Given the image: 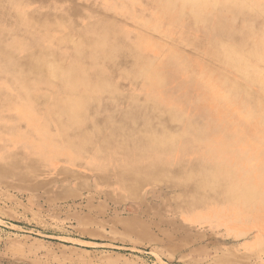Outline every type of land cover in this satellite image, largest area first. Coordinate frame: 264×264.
Wrapping results in <instances>:
<instances>
[{"label":"rangeland","instance_id":"374dc122","mask_svg":"<svg viewBox=\"0 0 264 264\" xmlns=\"http://www.w3.org/2000/svg\"><path fill=\"white\" fill-rule=\"evenodd\" d=\"M196 5L208 14L214 13L212 4H204V0H198ZM187 11L191 13L192 7ZM179 14V5L167 8L165 0H0V41L7 43L0 44V55L11 56L10 63L0 58V96L19 95L21 85H27L26 97L36 99L37 110H31L37 119L33 126L41 129L48 124L46 109L48 98L53 95L47 85L40 87L43 96L36 88L33 90L34 86L28 85L30 77L16 74L21 73L17 62L34 54L45 58L44 63H50L49 56L58 64L67 65L77 50L74 47L81 45L80 51L86 52L92 49L93 41L104 44L98 50L104 56L98 65H88L91 72L112 80L118 91L98 94L101 106L114 103L111 115L116 121L136 110L139 117L148 115L153 119L171 111L183 121L170 127V131H188L193 137L178 143L164 141L162 150L169 151L183 143L197 150L226 146L242 149L246 155H237L248 159V166L241 167L232 178L222 174L219 181L199 175L212 182L204 188L242 196L257 191L264 198V176L262 184H257L254 180L259 178L249 173L260 164L259 158L254 157L253 145L264 150V103L252 108L248 102L254 90L259 92L258 86L241 79L224 57L215 55L216 44L210 33L202 32V22L190 28V17ZM230 14L224 16L226 23L243 32L239 20L231 25ZM254 24L264 26V15L258 14ZM252 40L250 43L255 44L259 37L255 35ZM228 43L240 45L235 41ZM250 43L240 46L243 54L250 52ZM110 48L117 51L116 59L108 56ZM38 63L42 64L37 59L35 67ZM261 63L258 67L263 76L264 62ZM121 71H129V75ZM147 71L154 72L163 83H146L141 72ZM83 91V86L78 87L76 92H70L74 93L70 99H76L75 93ZM131 96L138 98V108L132 105ZM91 108V103L85 101L78 111L71 112L92 116ZM4 109L0 104V264H264V224L263 229L237 221L228 224L226 217L217 219L222 210L209 208L217 205L226 210L231 201H210L208 209L195 211L198 214L193 218L185 215L183 209L187 202H198L170 181L177 173L149 179L140 188L135 184L129 189L134 193L113 186V172L97 177L90 170L91 156L82 158L85 151L104 155L105 146L90 138L72 147L70 139L76 140V129L66 117L48 124L53 135L58 127L68 132L54 144L58 151L53 152L47 148L50 144L40 141L36 133L22 147L18 133L26 129V123L16 111ZM101 111L106 112L103 108ZM63 112L57 108L53 113L58 116ZM100 124V129L107 130L104 121ZM88 125L84 128L92 131ZM151 127L154 134L162 125L154 123ZM7 130L14 132L11 135ZM127 143L116 145V151L129 153L127 148L132 145ZM140 153L138 148L131 152L135 157ZM259 201L257 195L254 205ZM234 202L241 204L244 197ZM235 207L229 212L234 213ZM240 211L238 208L236 212ZM252 213L256 221L261 219L264 223V211L252 209Z\"/></svg>","mask_w":264,"mask_h":264},{"label":"bare ground","instance_id":"6f19581e","mask_svg":"<svg viewBox=\"0 0 264 264\" xmlns=\"http://www.w3.org/2000/svg\"><path fill=\"white\" fill-rule=\"evenodd\" d=\"M197 1L198 0H165V4L167 8L170 6L174 7L176 4L179 5V15L181 16L187 14L190 17V28L196 25L198 22L203 23V30H200H202L204 33L207 32L208 34L210 33L212 35L213 42L216 44L213 49L215 51H213L215 55L217 54V56L221 55L224 57L226 63L232 66L236 72L239 73L241 79L251 81L255 84V86H258L259 92L254 90V94L249 98L248 102L251 104L252 108H256L258 105L261 106V104L264 103V75L262 76L261 72L259 71L260 67H258V63L263 64L261 62H264V26L258 27V25L254 24V22L255 17L258 14L264 15V0H204V4H212L214 7V13L212 14H208L205 8L202 10L201 5H196ZM190 6L192 7L191 13L187 11L188 8L189 11L191 10ZM168 10H172V8H169ZM227 12H231V25L234 21L239 20L240 23H242V27H244L243 32H241V29L240 31L235 30L233 25L230 26L226 23L224 16ZM248 13L249 17H247ZM39 27L42 26L39 25ZM90 28L91 26H89L86 30H89ZM230 31L233 32H231V34H227ZM255 35L259 37V42L251 44L250 42L253 41L252 39ZM220 36L223 38L226 36V38L223 40V38H219ZM232 41H235L237 45H240H230L228 42ZM247 42L251 44V49L248 55L243 54V49L240 47ZM0 44H3L4 46L7 45V43H3L2 41H0ZM90 44L88 45L89 47L91 46ZM92 44V49L90 47L86 52L80 51V49H83V46L81 45L74 47L77 48V50L73 51L74 56L71 57V61L67 65L62 62L58 64L56 61L51 60L48 55L45 56H48L47 58L50 59H48L50 63H44L43 61H45V58L38 55L35 56L34 54H30L28 59L25 58L20 60L19 58L20 62L18 61L16 64L18 69L21 71V73L16 74L21 77H30L28 80L30 84L28 85L34 86L33 90L37 89L39 93L42 92L40 94L41 96L44 95V90H40V87L42 85H47V87L49 86L50 90H48L51 91L50 94L53 95L54 98L52 96L48 98L49 104L48 109H46L48 112L47 116H45V122L49 124L54 121L57 122V119L60 120V118L66 117L71 127L76 129V140L72 141L70 139V141L73 142L71 144L72 147L78 144H83L87 139L90 138L96 140V142L99 141L97 143H102V145L105 146L104 155L96 156L93 151H85L86 153H84V156L82 157L85 158L91 156L89 161H93V166L90 168L92 173H95L97 177H100L106 175L108 171H111L115 177V182H112L113 186H122L127 191L134 193L136 191L129 189H132L135 184H138V187L140 188L143 182L149 179L157 180L158 178H161V176L164 177L165 174L173 176L172 172H174V174L177 173V177H174L173 179L170 178V181L173 182L176 187H179L184 192V194L196 197V199L194 198V201L198 202L197 204L195 202L193 204V201L187 202V208L183 209V213L185 215L187 214L188 216H192L194 218L198 214V212L195 213V211H200L203 207L208 209L206 205L210 204V201H231L228 204L233 207L236 205L237 207L235 208L237 209L241 208L240 212H236L237 209H235L234 213L229 212V208H233L231 206L226 210L221 209L217 205H211L209 208L217 211L222 210L220 214L217 215V219L226 217L228 224H233L234 221H237L240 224H244L243 226H248L246 224H249L258 227L259 229L262 228L264 223H262L261 219L260 221H256L257 219H254L252 213V209H259L261 212L264 211V198L261 197L259 192L248 191L243 196L238 194H230L227 192H212L210 189L204 188L205 184H212V182H207L205 178L199 176L208 175L211 176V179L214 181L221 180L223 177L222 174H225V176L229 178L234 177L240 171L241 167H247L250 162L248 159H242L238 157L240 153L246 155L244 152H242L243 150H236L232 146L221 148L207 147L197 150L187 147L188 143H186V145L183 143L181 147L173 146V148H171L169 151L162 150V147H164L162 145H166L167 142L177 141L178 143L179 141H186L193 137V135L188 131L181 132L179 134H175L170 131V127L175 126L178 123L181 124L183 121L181 117H178V115L172 113L171 111H169L168 114L154 116L157 121L148 115L139 117L140 113L137 110H133L135 112L132 111L133 113L131 114L127 111L129 115L127 114L126 116L120 117L121 119L118 118L119 122L116 121L115 115H111V111L115 107L114 103H105V106H101V100L98 98L100 97L98 96L99 93H110L117 91L111 84L113 81H109L110 79L108 80L106 77L101 76L100 73H97L96 71L91 72L89 68V65H98L100 58L104 57L102 53L98 54V50L102 49L104 44H99L95 41H93ZM112 48H110L111 50L108 51V56L112 57V59H116L115 56H117V51ZM0 56H2L0 58L4 62L10 63L8 62V60L11 59L8 58L11 57L10 55L1 54ZM37 59L40 60L42 64L38 63L40 65L35 67V62H37ZM41 65L43 68H41ZM261 67L263 68V65ZM9 70L11 74H14V69L9 67ZM86 70H88L89 74H87ZM98 70L99 69L97 68V71ZM121 73L123 72L121 71ZM141 73H143L144 78L147 80L146 83L148 84H152L153 80H157L159 84L163 83V80L161 78H157V75L154 72L147 71ZM139 75L142 76V74ZM93 80L97 81L96 84L93 83ZM80 86H83L85 92H79L80 94L75 93L77 96L76 99H70L71 96H74V93L71 94L70 92H76L77 88ZM21 87L23 90L19 93V95L14 96V94H8L5 96H0V104L3 106V108H5L4 110L16 111L18 118L26 123V129H22V132L18 133V137L21 138L20 141L24 143V145L21 146L25 147L26 144L32 140V137H34L33 135L36 133L37 136L40 135L38 136L40 141L44 142L46 145L50 144L49 146L47 145V148L49 147V149H51L53 152H57V146L54 144L59 143L65 133L68 132L64 129H61V127L60 130L58 127V130H56L57 133L56 135L54 134V136L49 131L48 124L47 126H43L41 129L35 128L33 125L36 123L37 119L31 110H37L35 102L36 99L26 97L25 93L28 95L29 92L27 85H21ZM236 92L239 93L237 90ZM121 94H123V92ZM113 96L114 95H112V99H114ZM128 96H130V93ZM136 99L138 98L136 97ZM136 99L135 97L131 96L132 105H137L138 108L139 104ZM85 101H89V103L92 105V108L90 109L93 112L92 116H89L86 112H76L79 109V105ZM130 107L131 106L128 108ZM133 107L135 108V106ZM57 108H60V110L64 112L58 116L55 115L56 113L53 112L55 109L57 110ZM101 108L105 109L106 112H102ZM74 109L76 110V113L71 112V110ZM103 121L108 125L107 130L100 129L101 124L99 125V123ZM154 123L158 125L160 124L162 127L159 132H155L153 134V129L151 126ZM85 124H90L87 127L92 128V131L86 130L84 128ZM22 127H24V125ZM8 132L12 135V132L14 131L9 130ZM98 137H100V140ZM129 141V144L132 145L127 148L130 150L129 153L126 152L127 154H121L116 151V145L128 144L127 142ZM164 141H166V144ZM139 143L141 145L136 146ZM151 144H153V146H150ZM137 148L141 153L135 157L131 154V152L133 150L135 151ZM252 151L256 154L254 156L255 159L259 158L260 164L259 168H253L249 171V173L250 176L259 178V180H254L255 183L262 184V179L264 176V173L262 172L264 169L262 170L261 168L264 159H262L260 156H264V150L253 145ZM84 165L86 166L88 163ZM210 170L212 172L208 173L207 171ZM244 176L245 175H243V177ZM243 184L247 185L246 182H243ZM257 195L260 197V201L256 206L254 205L256 203L254 202V198L257 197ZM242 197H244L243 203L237 204L234 202ZM192 198L190 200H192ZM185 200L187 201V197H185Z\"/></svg>","mask_w":264,"mask_h":264}]
</instances>
